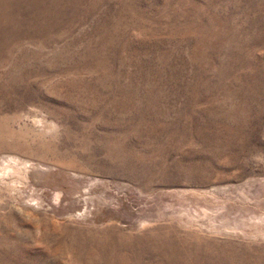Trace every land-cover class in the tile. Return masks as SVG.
Wrapping results in <instances>:
<instances>
[{"label": "rangeland", "instance_id": "rangeland-1", "mask_svg": "<svg viewBox=\"0 0 264 264\" xmlns=\"http://www.w3.org/2000/svg\"><path fill=\"white\" fill-rule=\"evenodd\" d=\"M0 264H264V0H0Z\"/></svg>", "mask_w": 264, "mask_h": 264}]
</instances>
